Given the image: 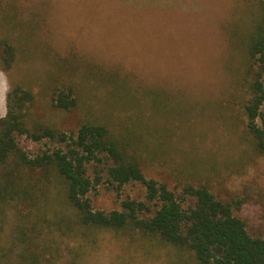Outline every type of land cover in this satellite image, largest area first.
<instances>
[{
	"label": "rangeland",
	"instance_id": "1",
	"mask_svg": "<svg viewBox=\"0 0 264 264\" xmlns=\"http://www.w3.org/2000/svg\"><path fill=\"white\" fill-rule=\"evenodd\" d=\"M263 4L0 0V51L3 40L19 45L11 70L0 64V117L7 92L21 83L35 97L24 110L29 127L48 125L68 134L83 120L109 128L129 126L148 147L162 151L156 160L140 159L146 178L176 195L185 185L204 183L219 199L241 200L234 215L243 219L250 235L264 238V157L251 145L243 108L253 79L248 38ZM10 25L16 27L13 32ZM55 86L65 91L71 87L76 105L58 109ZM17 141L30 157L65 148V143L46 138L33 141L22 135ZM112 164L99 154L86 165V175L98 180L87 194L95 210L108 212L121 209L126 199H145L141 183L118 187L109 180ZM57 177L54 173L55 182ZM190 199L186 196L184 206ZM34 204L33 194L0 202V255H19L23 246L17 216H28L24 220L30 226ZM45 219L37 228L38 239L54 242L51 258L46 253L39 264H189L185 256L177 259L173 249L138 233L102 229L73 235L56 229L50 211Z\"/></svg>",
	"mask_w": 264,
	"mask_h": 264
},
{
	"label": "trees",
	"instance_id": "2",
	"mask_svg": "<svg viewBox=\"0 0 264 264\" xmlns=\"http://www.w3.org/2000/svg\"><path fill=\"white\" fill-rule=\"evenodd\" d=\"M8 19L5 21L10 22ZM9 28L13 32L16 27L10 25ZM16 44L2 41L0 64L5 71L11 70L18 60L19 45ZM248 49L253 79L249 84L251 97L243 107L246 132L254 150L264 157V4L248 38ZM65 89L54 87V105L61 110H69L77 102L73 89ZM34 98L30 88L15 84L7 92L6 111L0 117V202L32 194L37 201L34 217L29 218L30 226L24 220L28 216H17L18 240L23 246L19 255L13 258L2 251L0 264H39L46 253H50L51 258L54 240L45 243L38 239L40 229H37L46 220L48 211L53 213L52 223L62 233L85 235L87 231L102 229L128 231L173 249L177 259L185 256L189 264H264V238L250 235L243 219L234 215V210L240 209L241 200L219 199L204 183L185 185L176 195L167 185L146 178L140 159L143 156L156 160L162 151L156 153L154 148L148 147L143 137L129 126L109 128L102 122L83 120L74 133L68 134L48 125L29 127L24 110ZM22 135L33 141L46 138L65 143V148L30 157L18 145L17 138ZM134 153L140 155L138 159ZM99 154L113 161L107 169L111 182H116L118 187L131 181L139 182L145 189V199H126L121 202V209L108 212L93 209L87 194L98 180L95 177L92 182L86 175V165L98 160ZM54 173L58 176L56 182ZM50 190H53L52 203L49 202ZM186 196L191 199L184 206ZM64 208L69 209L70 214ZM50 258L45 260L50 262ZM180 262L174 260L172 264H182Z\"/></svg>",
	"mask_w": 264,
	"mask_h": 264
}]
</instances>
